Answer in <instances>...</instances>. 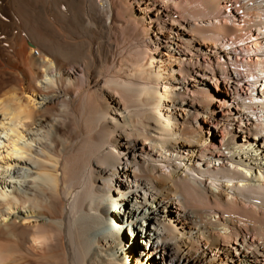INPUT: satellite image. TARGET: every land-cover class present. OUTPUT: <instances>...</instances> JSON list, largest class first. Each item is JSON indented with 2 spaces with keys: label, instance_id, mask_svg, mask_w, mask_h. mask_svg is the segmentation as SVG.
<instances>
[{
  "label": "bare ground",
  "instance_id": "obj_1",
  "mask_svg": "<svg viewBox=\"0 0 264 264\" xmlns=\"http://www.w3.org/2000/svg\"><path fill=\"white\" fill-rule=\"evenodd\" d=\"M0 264H264V0H0Z\"/></svg>",
  "mask_w": 264,
  "mask_h": 264
},
{
  "label": "rangeland",
  "instance_id": "obj_2",
  "mask_svg": "<svg viewBox=\"0 0 264 264\" xmlns=\"http://www.w3.org/2000/svg\"><path fill=\"white\" fill-rule=\"evenodd\" d=\"M4 151V150H3ZM150 221L148 220V219H146V218H143L142 219V221H141V223H142V225H144V226H147V223H149ZM126 234H127V236H128V234H129V231H127V230H125V232L123 233V236H126ZM137 248L135 249V252L138 254V253H140V250H141V247H142V245H141V241L139 240L138 242H137ZM135 253V254H136ZM158 260H160V257H159V259Z\"/></svg>",
  "mask_w": 264,
  "mask_h": 264
}]
</instances>
